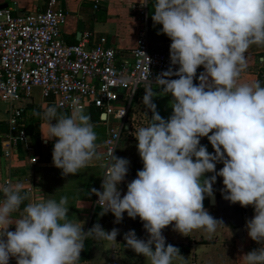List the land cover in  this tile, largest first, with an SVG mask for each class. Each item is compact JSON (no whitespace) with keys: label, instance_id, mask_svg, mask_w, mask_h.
I'll return each instance as SVG.
<instances>
[{"label":"clouds","instance_id":"9594fccd","mask_svg":"<svg viewBox=\"0 0 264 264\" xmlns=\"http://www.w3.org/2000/svg\"><path fill=\"white\" fill-rule=\"evenodd\" d=\"M139 3L147 5L146 0ZM152 19L171 39V63L179 65L155 80L161 93L172 95L173 113L163 118L153 102L158 93L145 89L143 104L152 112L151 123L135 132L143 169L121 197L118 185L130 162L111 154L101 165L107 169L103 191L91 190L99 197L101 215L111 212L116 223L125 212L139 217L149 239H139L131 230L124 235L126 246L150 264H173L182 255L177 247L166 246L163 229L174 222V230L184 236L200 229L214 234L224 224L204 207L219 176L226 200L254 208L246 227L252 240L264 244V86L241 82L248 67L246 53L253 45L264 46V0H156ZM200 66L205 71L196 85ZM71 107L70 115L48 107L42 118L48 123L41 129L45 141H54L53 163L65 176L102 159L91 117L77 101ZM202 137L208 138L214 154L201 145ZM217 163H223L218 172ZM0 191L5 197L0 203V264H9L10 257L17 264H78L87 238L117 241L116 228L108 232L97 223L85 232L69 220L66 196L29 202L13 220L12 213L29 196L19 183L0 185ZM11 225L15 231L8 230ZM239 261L264 264V247Z\"/></svg>","mask_w":264,"mask_h":264},{"label":"built area","instance_id":"2783aa9c","mask_svg":"<svg viewBox=\"0 0 264 264\" xmlns=\"http://www.w3.org/2000/svg\"><path fill=\"white\" fill-rule=\"evenodd\" d=\"M155 1L146 0L147 5L141 6L138 0L134 5L141 28L133 60L128 63L120 62L106 36L91 44V35L85 33L77 43L67 42L62 29L69 13L60 7L59 0H46L42 9L29 12L0 7V98L8 103L9 112V130L1 141L2 156L7 161L12 163L19 143L29 135L18 103L32 97L36 88L45 98L55 96L61 109L72 111L75 100L83 111L93 107L100 110L108 128L102 165L112 153L117 156L123 139H136V130L146 121L133 111L139 88H153L158 75L179 68L171 63L172 42L165 46L166 42H157L151 35L149 7ZM106 171L103 167L99 191H103ZM6 183L14 184L11 171L6 174ZM129 183L124 182L126 193ZM98 200L95 196V206H99Z\"/></svg>","mask_w":264,"mask_h":264},{"label":"crops","instance_id":"0c3cea01","mask_svg":"<svg viewBox=\"0 0 264 264\" xmlns=\"http://www.w3.org/2000/svg\"><path fill=\"white\" fill-rule=\"evenodd\" d=\"M60 7L66 9L69 13L68 20L63 26L62 33L65 40L69 43H77L89 33L90 43H94L100 36H106L109 44L117 51V56L120 62H132L133 49L137 45L138 33L141 28L138 10L134 6L138 0H59ZM46 4V0H0V5H6L14 10V12H29L42 9ZM248 67L241 74L242 83H252L259 80V74L264 73V46L253 45L246 53ZM205 71L203 66L197 69V76L194 83L199 85V75ZM156 85L152 89L158 93L153 98V102L157 105L159 114L168 119L173 113L171 102L173 97L171 94L161 93L162 89ZM145 89L139 88L134 104L133 111L140 116H143L146 121H143L142 126H147L151 123L152 112L145 108L143 97ZM55 96L43 97L40 88H36L34 94L30 98L21 100L18 105L24 113L26 128L30 127L31 132H28V138L19 143L16 149L12 163L7 161L0 155V185H4L6 174L11 171L14 179V184H22L24 192L28 194L29 199L25 200L20 206V209L12 213L13 220L19 219L24 213L23 208L29 203L44 202L47 200L59 201L61 197H70L71 195L65 191L67 187L81 183V195L77 194L75 205L76 213L82 218H88L85 225L81 227L85 232L88 231L89 223L95 209V196L89 198L88 193L95 188L99 189L103 173L102 164L95 161L93 165L81 169L76 175H63L62 169L55 167L53 163L54 141L49 140L45 143L42 137L41 129L48 123L42 119L46 109L50 106H56L58 113L70 115L71 111L61 109L56 104ZM92 109V108H91ZM91 109L84 112L91 117V122L95 126L97 134L98 152L102 156L104 150V140L107 136V123L104 121V115H100L101 120L94 121L91 114ZM39 113V115H35ZM8 103L0 98V136L1 139L8 132ZM55 123V121L53 122ZM100 130H105L104 133ZM211 134V133H210ZM105 135V136H104ZM207 139V138H206ZM128 140V141H126ZM124 139L119 144L117 157L127 159L129 163V171L125 180L120 184L121 197L126 193L124 182H132L137 178L139 170L143 169V161L138 152V140ZM205 140V139H204ZM202 140L201 143L204 141ZM211 151L213 147L210 141L206 144H201ZM36 158V161H32ZM219 179V180H218ZM131 180V181H130ZM220 189L217 192L223 191V178L217 177ZM13 184V185H14ZM123 186V187H122ZM65 191V192H64ZM4 194L0 191V203L4 200ZM209 204V197H206ZM249 208L251 211H249ZM249 211L250 219L254 217L255 210L252 206L246 207ZM102 221V220H101ZM101 227L105 229L104 225ZM231 227V226H230ZM9 231H15V225H11ZM235 231V230H234ZM236 234V235H235ZM236 237H229L228 241L216 240L215 243L199 244L192 247L191 253L181 254L173 260V264H218L219 261L223 264H240V257L246 251L245 247H249L251 239L246 231V237L240 236L236 231ZM171 239V238H168ZM214 238H209L213 240ZM174 240V239H172ZM221 241V244L219 243ZM235 246L236 253L229 250L230 243ZM122 241H94L93 246L89 248L88 258L78 264H150L143 255L137 254L133 257L127 256L120 250ZM179 242V241H177ZM218 246L222 249V253L218 254ZM198 254H193L194 251ZM223 253V251H225ZM206 251L210 253H206ZM194 257V259H192ZM232 258V260H230ZM236 258V262L234 259ZM9 264H17L15 257H10Z\"/></svg>","mask_w":264,"mask_h":264},{"label":"rangeland","instance_id":"374dc122","mask_svg":"<svg viewBox=\"0 0 264 264\" xmlns=\"http://www.w3.org/2000/svg\"><path fill=\"white\" fill-rule=\"evenodd\" d=\"M123 141H124V139L122 140V142ZM126 141H128V140H126ZM208 142H209V140L207 138L201 144H206ZM209 153H212V154L215 153V150L213 147H211V151H209ZM222 168H223V163H217V165H216L217 172ZM213 174L214 173H206L205 177H211ZM217 177H219V176H217ZM218 182L219 181H217V179H216V182L213 184L214 192H217V190L220 189ZM96 185H97V182L94 184L95 188H96ZM119 186L120 185H118V188H120ZM67 188L68 189H65V191H67L71 195L70 197H68V204H67V207H69V213H68L69 214V220H71L73 223H76L79 225H81V223H79V222L82 220V225H85L88 218L84 217L81 219L79 214L76 213L77 210H75L77 194L79 193V195H81V183H80V185H78V183H75L73 185L68 186ZM120 189H122V188H120ZM204 207L209 212V214L212 215L214 218H216L217 220H222V217H220L217 210L213 206H211L210 203L209 204L207 203L206 198L204 200ZM249 211L252 212V210H250V208H249ZM249 211L245 210V220H244L245 227H246L247 221L250 220ZM223 223L224 224H221L217 227V230L214 234H208L203 229H200V230L192 231L191 233H189V236H184V235L180 234L178 231L174 230L175 223L173 222L172 225H169L167 228L162 230V234L164 235L166 240L174 239L172 241H175V242L179 241V242L189 244L191 247V250L189 253H191L192 247H195L196 245L206 244V243H210V242L215 243L217 239H219L221 241H228L229 237H232V238L236 237L235 236L236 234L234 235L235 231L232 229V227H230V225L227 224L225 221H223ZM100 225H104L105 229H108L109 232H111V230L114 228L119 230V234L117 235L116 240L118 242L122 241V243L120 242V244H122L120 247V250H123V253L127 254V256H129V257H133V256L137 255V253L134 250H132L131 248H128L126 246V241L124 239V235L126 233H128L131 230H134L139 239H143L145 241L147 239H149V234L147 233V231L144 228V222L141 221V219L139 217H136L135 219L129 217L126 212L124 213L122 221L119 223H116V217L112 213H107L102 218ZM246 231H247V227H246L245 234H244L245 237H246ZM168 238H171V239H168ZM209 238H214V239L209 240ZM250 239H251V237H250ZM221 241L219 242L220 244H221ZM228 243H230L229 250L233 251V254H235L236 253L235 246L231 244V241H229ZM261 247H264V244L258 243L257 241H254L251 239L249 247H245V251H246V253H248L252 250H256V249H259ZM225 252H226V250L223 251V253H225ZM206 253H210V252L206 251ZM221 253H222V249H220V246H218V254H221ZM193 254L197 255L198 254L197 250L194 251ZM232 258L233 257H231L230 260H232ZM192 259H194V257ZM234 262H236V258L234 259ZM218 264H223V262L219 261Z\"/></svg>","mask_w":264,"mask_h":264},{"label":"water","instance_id":"95a60500","mask_svg":"<svg viewBox=\"0 0 264 264\" xmlns=\"http://www.w3.org/2000/svg\"><path fill=\"white\" fill-rule=\"evenodd\" d=\"M156 2V1H155ZM155 2L152 3L149 7V14H150V32L153 38L157 42H163L165 43L167 41L166 34L162 33V25L156 24L152 16L155 14ZM1 8L7 7L6 5H0ZM119 99L122 98V95L120 94ZM122 103V102H121ZM128 126V125H127ZM209 201L211 206H213L218 214L224 218L225 222L227 224L233 223L234 225H237L235 228V231L242 237L245 234L246 227L244 225L245 220V210L246 207H242L239 203L233 204L229 200H226L223 195V191L220 192H214L213 197H209Z\"/></svg>","mask_w":264,"mask_h":264},{"label":"trees","instance_id":"16d2710c","mask_svg":"<svg viewBox=\"0 0 264 264\" xmlns=\"http://www.w3.org/2000/svg\"><path fill=\"white\" fill-rule=\"evenodd\" d=\"M166 43H165V46H169V43L172 42L171 39L166 36ZM263 72H264V68H263ZM260 83H261V86H264V73H260L259 74V80H258ZM91 114H92V118L94 121H97V120H101L100 119V115H101V112L99 109L97 108H92L91 109ZM27 131L28 132H31V128L30 127H27ZM100 132L104 133L105 130H100ZM105 136V135H104ZM2 152H3V148H2V141H1V136H0V155H2ZM89 195V198H93L95 196L94 193L90 192L88 193ZM21 206H24L23 204H21ZM101 212H102V209L100 206H96L95 209H94V212L92 214V217H91V220H90V223H89V227H88V230L91 229L95 224L97 223H101V220L102 218L104 217V215L106 214H103L101 215ZM108 213H111V212H108ZM252 219V218H251ZM94 239L93 238H87L84 242V250L81 252V257H80V260L78 261V263L86 260L88 258V251H89V248L91 246H93V243H94ZM167 244H171L175 247H177L179 250H180V254H188L191 250V247L189 244H186V243H183V242H175V241H172V240H166V246Z\"/></svg>","mask_w":264,"mask_h":264},{"label":"flooded vegetation","instance_id":"af4514ba","mask_svg":"<svg viewBox=\"0 0 264 264\" xmlns=\"http://www.w3.org/2000/svg\"><path fill=\"white\" fill-rule=\"evenodd\" d=\"M220 217H221V216H220ZM222 220L225 221V220H226L225 217L222 218ZM229 225L232 227L233 230H235V228L237 227V225H234L232 222L229 223Z\"/></svg>","mask_w":264,"mask_h":264}]
</instances>
